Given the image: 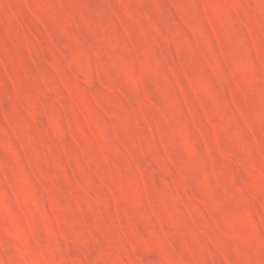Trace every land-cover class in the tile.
I'll return each instance as SVG.
<instances>
[{"label":"rangeland","instance_id":"374dc122","mask_svg":"<svg viewBox=\"0 0 264 264\" xmlns=\"http://www.w3.org/2000/svg\"><path fill=\"white\" fill-rule=\"evenodd\" d=\"M0 264H264V0H0Z\"/></svg>","mask_w":264,"mask_h":264}]
</instances>
